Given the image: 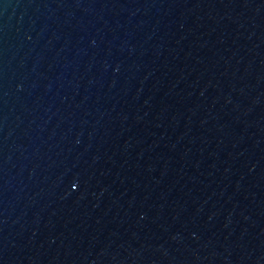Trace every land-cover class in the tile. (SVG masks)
I'll return each mask as SVG.
<instances>
[{"label": "water", "instance_id": "95a60500", "mask_svg": "<svg viewBox=\"0 0 264 264\" xmlns=\"http://www.w3.org/2000/svg\"><path fill=\"white\" fill-rule=\"evenodd\" d=\"M0 264H264V0H0Z\"/></svg>", "mask_w": 264, "mask_h": 264}]
</instances>
